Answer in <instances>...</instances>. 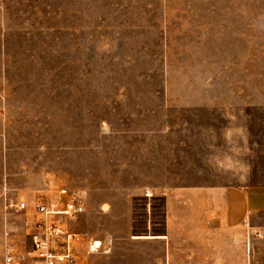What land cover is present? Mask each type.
<instances>
[{
    "label": "rangeland",
    "instance_id": "obj_1",
    "mask_svg": "<svg viewBox=\"0 0 264 264\" xmlns=\"http://www.w3.org/2000/svg\"><path fill=\"white\" fill-rule=\"evenodd\" d=\"M227 184H264V0H0V264L61 188L87 197L79 231L126 246V213ZM255 224L234 264H264Z\"/></svg>",
    "mask_w": 264,
    "mask_h": 264
},
{
    "label": "crops",
    "instance_id": "obj_2",
    "mask_svg": "<svg viewBox=\"0 0 264 264\" xmlns=\"http://www.w3.org/2000/svg\"><path fill=\"white\" fill-rule=\"evenodd\" d=\"M75 191L84 196L86 211L85 193ZM173 192L165 195L166 208L161 222L146 217L143 224L137 226L134 216L126 213V219L130 220L124 233L126 246L123 243L117 245L116 233L106 223L101 234L79 231L74 221L85 211L75 217L64 214L47 216L36 211V216L27 220L57 221L80 234L81 238L73 241L77 264H234L237 245L234 238L238 239L241 226L251 221L252 228L255 227L256 217L264 213V184L184 186L181 195H177L178 200ZM66 200L67 197L63 198L58 205L64 207ZM36 202L44 203L41 200ZM174 203L178 204V210H174ZM103 210L108 209L103 207ZM31 232L32 229L27 227L30 237ZM88 249H100L101 253L88 255L85 261L84 253Z\"/></svg>",
    "mask_w": 264,
    "mask_h": 264
},
{
    "label": "built area",
    "instance_id": "obj_3",
    "mask_svg": "<svg viewBox=\"0 0 264 264\" xmlns=\"http://www.w3.org/2000/svg\"><path fill=\"white\" fill-rule=\"evenodd\" d=\"M61 197H67L64 207L58 203L36 202L34 209L47 216L64 214L75 217L85 211L84 196L78 191L61 188ZM26 206L23 202L20 207ZM31 232V245L20 248L15 239L8 238L4 264H77L73 241L81 235L49 219L26 221ZM96 242L93 243L95 245ZM91 247L93 249L94 247ZM96 247H98L96 245Z\"/></svg>",
    "mask_w": 264,
    "mask_h": 264
}]
</instances>
